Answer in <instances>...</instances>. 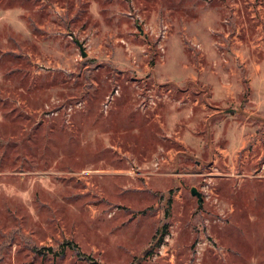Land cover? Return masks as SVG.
Segmentation results:
<instances>
[{"label": "rangeland", "instance_id": "obj_1", "mask_svg": "<svg viewBox=\"0 0 264 264\" xmlns=\"http://www.w3.org/2000/svg\"><path fill=\"white\" fill-rule=\"evenodd\" d=\"M0 264H264V0H0Z\"/></svg>", "mask_w": 264, "mask_h": 264}, {"label": "water", "instance_id": "obj_2", "mask_svg": "<svg viewBox=\"0 0 264 264\" xmlns=\"http://www.w3.org/2000/svg\"><path fill=\"white\" fill-rule=\"evenodd\" d=\"M77 43H78V45H79V47L81 49L82 54H85V51L83 49L82 43L80 41H78V40H77ZM191 193L197 196V201L198 202H201L202 196H201L200 192L196 189L195 186L191 187Z\"/></svg>", "mask_w": 264, "mask_h": 264}]
</instances>
